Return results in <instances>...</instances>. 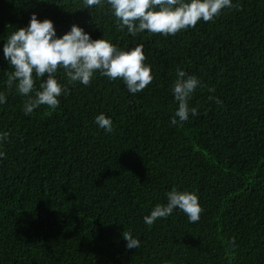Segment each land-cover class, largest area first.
<instances>
[{
	"label": "trees",
	"instance_id": "1",
	"mask_svg": "<svg viewBox=\"0 0 264 264\" xmlns=\"http://www.w3.org/2000/svg\"><path fill=\"white\" fill-rule=\"evenodd\" d=\"M102 2L0 0V264H264V0H231L241 7L167 37H133ZM33 13L57 36L77 24L122 50L142 44L152 83L132 94L97 71L69 84L60 68L68 94L26 115L3 46ZM177 68L201 82L189 100L199 114L171 125ZM173 188L197 194L199 221L174 209L145 224Z\"/></svg>",
	"mask_w": 264,
	"mask_h": 264
},
{
	"label": "clouds",
	"instance_id": "2",
	"mask_svg": "<svg viewBox=\"0 0 264 264\" xmlns=\"http://www.w3.org/2000/svg\"><path fill=\"white\" fill-rule=\"evenodd\" d=\"M106 3L119 22L118 27H126L133 37L145 31L165 37L175 35L181 30L194 28L200 20L213 21L225 7H241L233 5L231 0H106ZM84 5L87 9L103 7V2L84 0ZM3 53L4 59L14 69L6 73V86L9 90L15 86L21 96L27 97L23 105L26 115L41 105L55 110L60 104L59 97L68 94L67 86H62L56 79L60 68H63L69 84L80 82L88 86L94 73L99 71L110 80L122 79L132 94L143 91L154 78L151 67L144 63L146 56L142 44L122 50L107 39H93L77 24L62 36H57L54 21L49 18L40 20L35 13L26 27L11 33L3 46ZM45 75L46 79H43ZM176 75L172 91L179 106L171 125L178 123L176 117L185 122L189 113L193 116L199 114L195 107H189V100L201 82L180 68H177ZM36 80H41L38 89ZM209 92H215V88H210ZM209 99L214 97L209 96ZM215 100L222 103L218 98ZM5 102L6 95L0 92V104ZM95 122L106 132L113 131L111 118L103 113L95 117ZM8 136L7 132L0 133V143ZM0 158H6L2 151ZM174 209L181 210L192 223L198 222L203 212L196 193L173 188L167 193V203L157 204L150 215L144 216V222L151 226L157 219L170 216ZM122 235L128 249L140 247L139 239L134 238L130 231H124ZM232 244H235L234 240Z\"/></svg>",
	"mask_w": 264,
	"mask_h": 264
}]
</instances>
